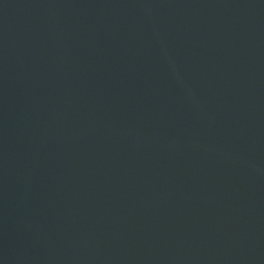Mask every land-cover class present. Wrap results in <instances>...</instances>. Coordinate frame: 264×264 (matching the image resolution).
<instances>
[{
  "label": "water",
  "instance_id": "obj_1",
  "mask_svg": "<svg viewBox=\"0 0 264 264\" xmlns=\"http://www.w3.org/2000/svg\"><path fill=\"white\" fill-rule=\"evenodd\" d=\"M0 264H264V0H0Z\"/></svg>",
  "mask_w": 264,
  "mask_h": 264
}]
</instances>
